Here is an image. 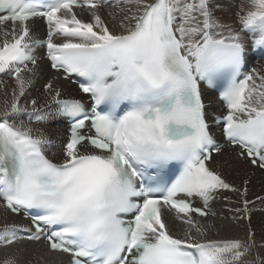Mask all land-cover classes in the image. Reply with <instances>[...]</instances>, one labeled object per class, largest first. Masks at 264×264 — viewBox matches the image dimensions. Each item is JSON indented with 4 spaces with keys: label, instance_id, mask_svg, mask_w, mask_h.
<instances>
[{
    "label": "snow or ice",
    "instance_id": "1",
    "mask_svg": "<svg viewBox=\"0 0 264 264\" xmlns=\"http://www.w3.org/2000/svg\"><path fill=\"white\" fill-rule=\"evenodd\" d=\"M229 3L0 0V73L15 81L0 108V208L27 220L5 224L0 247L43 242L66 264H264L251 228L264 197L248 200L249 179L235 187L209 163L228 164L227 148L264 172V69L246 71L264 59V0H246L233 23L217 15ZM39 49L56 73L45 103L28 100ZM61 80L81 98L62 97ZM49 122L68 125L53 157ZM221 190L237 194L224 199L239 203L227 211L248 220L246 239L209 238Z\"/></svg>",
    "mask_w": 264,
    "mask_h": 264
},
{
    "label": "bare ground",
    "instance_id": "2",
    "mask_svg": "<svg viewBox=\"0 0 264 264\" xmlns=\"http://www.w3.org/2000/svg\"><path fill=\"white\" fill-rule=\"evenodd\" d=\"M233 3V4H232ZM247 6L246 0H230L229 6L225 12H218L217 15L222 16L228 22L233 23L235 21L234 13L240 6ZM110 9L105 8L106 13ZM80 13V10H76ZM82 18L87 19V16L80 13ZM34 26L42 28L41 36L43 35L44 29L41 20H37ZM38 68L40 72V79L37 80L35 87L31 90V94L28 100L32 98H37L40 103H45V97L42 95L43 85L49 80H52L56 75L54 71L49 68V64L42 58L38 61ZM257 69H264V61L257 64ZM58 86L62 89V97L69 98L71 94H76L78 89L75 85L67 81H59ZM15 87V81L13 77L3 76L0 77V108L3 107V102L5 100V93L7 92L10 96L12 88ZM209 94L216 100L217 96L214 92L209 91ZM217 112L223 110L222 104L217 103L214 105ZM25 122L27 120L25 119ZM40 126V125H36ZM47 133L52 139L56 141V146L51 148L47 154L53 157L54 154L58 155L59 145L66 138V125L64 123L49 122L46 125ZM225 156L228 158L229 163L224 164L223 158L214 155V159L210 162V167L216 169L221 173L226 182L232 184L235 187H242V180L249 179L250 183L247 185L248 200H256V197H264V172L259 169L252 168L246 162L238 161L232 159L230 156V150L226 148ZM220 165L219 167L217 165ZM225 197L230 198L231 201H238V196L228 190H221L218 198L214 200L211 207L217 212V218L215 219V228L209 231L210 239H246L247 231L249 228V222L246 219L233 220L232 213L228 212L227 209L233 206H240L239 203L235 205L229 203V200L224 199ZM255 207L259 208V202H256ZM227 217V219H225ZM211 220V218H209ZM168 224L171 231L174 234L182 235V225L172 219L167 217ZM5 224H27L21 215H15L11 213H6L4 209L0 208V229L3 228ZM251 228L255 232V239L257 244L264 240V211H254L251 219ZM217 233H219L217 235ZM9 257L15 258V264H66L67 257L60 255H50L47 253L43 242L37 244L35 242H29L27 240L18 241L16 244L8 247H0V264H4V261ZM43 257V259H40ZM246 259L251 260L252 257H247Z\"/></svg>",
    "mask_w": 264,
    "mask_h": 264
},
{
    "label": "rangeland",
    "instance_id": "3",
    "mask_svg": "<svg viewBox=\"0 0 264 264\" xmlns=\"http://www.w3.org/2000/svg\"><path fill=\"white\" fill-rule=\"evenodd\" d=\"M240 1H243V0H239V2H240ZM232 4H233V3H232ZM70 96L72 97V96H74V95H73V94H71ZM53 107H54V106H53Z\"/></svg>",
    "mask_w": 264,
    "mask_h": 264
}]
</instances>
